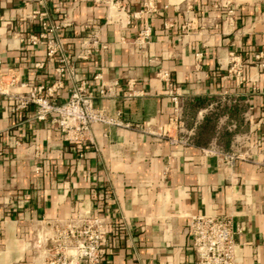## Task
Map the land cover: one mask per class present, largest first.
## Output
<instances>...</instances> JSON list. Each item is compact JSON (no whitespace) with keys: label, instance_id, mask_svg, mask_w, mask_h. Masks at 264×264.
I'll return each mask as SVG.
<instances>
[{"label":"crops","instance_id":"crops-1","mask_svg":"<svg viewBox=\"0 0 264 264\" xmlns=\"http://www.w3.org/2000/svg\"><path fill=\"white\" fill-rule=\"evenodd\" d=\"M147 1L0 0L1 81L15 74L26 86L50 85L63 54L75 76L52 103H65L78 82L97 95L101 72L118 85L95 106L120 111L130 125H96L80 149L53 115L37 122L33 107L13 112L0 96V264H42L36 236L83 214L122 223L109 264H195V215L230 219L240 230L236 264H264V0H150L155 13L145 11ZM35 11L49 26L71 24L52 59L29 42L42 31L28 19ZM93 41L92 57L79 60ZM232 57L239 76L229 72ZM160 69L181 93L177 122ZM178 139L186 143H172ZM210 148L217 154L204 153Z\"/></svg>","mask_w":264,"mask_h":264},{"label":"built area","instance_id":"built-area-1","mask_svg":"<svg viewBox=\"0 0 264 264\" xmlns=\"http://www.w3.org/2000/svg\"><path fill=\"white\" fill-rule=\"evenodd\" d=\"M144 9L147 13H155V7L149 0L145 2ZM45 14L39 11L32 12L28 19L32 22L39 21L42 31L38 35L29 38L31 45L43 44L46 50V57L52 59L60 52V31L69 27V22H60L49 26L45 21ZM151 34V28L141 30L135 40L139 49L144 48ZM96 41H93L86 54L78 56L79 60H87L92 57L95 51ZM102 48H105L102 46ZM200 61L201 54L195 55ZM259 58V56L257 57ZM36 68H42L43 63L35 64ZM264 67V64H261ZM229 72L241 75L242 65L231 58ZM55 79L50 85L26 86L19 83L15 74L8 77L6 81L0 80V96H6L13 103L12 110L17 112L27 108H34V119L37 122H44L50 115H53L52 122L55 123L64 135L67 142L77 145L80 149L82 143L89 140V134L96 125L103 124L122 128H129V124L121 119L122 113L109 114L104 108L95 106V99L109 98L117 87V82L105 83L102 80V73H97L93 81L99 82L97 95L89 90L85 82H78L65 103L54 104L52 99L56 92L63 87L64 81L75 76L72 64L66 56L59 54L57 66L54 70ZM156 78L166 86V95L170 98L174 122L181 119L182 103L181 93L175 86L169 70L160 69ZM26 87L25 94L13 93L14 87ZM136 96L131 91L127 98ZM164 130L159 128L157 135L163 136ZM191 136L192 132L189 131ZM186 143L185 140H172V143ZM205 154L216 155L213 148L203 150ZM229 161L233 159L228 157ZM123 230L122 223H112L101 215L83 214L74 220H68L63 224L53 227L52 232L38 234L34 244L43 249L44 261L42 264H109L105 256L110 251V242L114 235ZM232 221L228 218H220L209 215L192 216L189 223V232L192 236V247L196 253L195 264H236L235 236L239 233Z\"/></svg>","mask_w":264,"mask_h":264},{"label":"rangeland","instance_id":"rangeland-1","mask_svg":"<svg viewBox=\"0 0 264 264\" xmlns=\"http://www.w3.org/2000/svg\"><path fill=\"white\" fill-rule=\"evenodd\" d=\"M188 134V133H187Z\"/></svg>","mask_w":264,"mask_h":264}]
</instances>
